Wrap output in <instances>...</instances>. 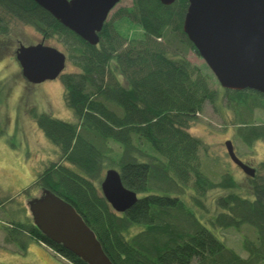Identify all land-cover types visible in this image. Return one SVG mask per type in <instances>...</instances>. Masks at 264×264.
<instances>
[{"label": "trees", "instance_id": "16d2710c", "mask_svg": "<svg viewBox=\"0 0 264 264\" xmlns=\"http://www.w3.org/2000/svg\"><path fill=\"white\" fill-rule=\"evenodd\" d=\"M187 9L188 0L170 5L132 0L107 20L95 46L33 0H0L1 44L8 40L6 26L14 17L34 26L43 39L67 47V60L78 69L61 74L65 104L77 121L45 111L34 115L60 158L44 166L33 187L53 191L72 204L113 264H264V177L261 182L254 178L256 172L249 177L252 186L243 195L231 174L214 181L203 171L200 152L207 145L189 131L207 104L217 103L219 91L211 87L207 73L186 57H170L164 46L169 28L187 38L182 27ZM123 21L143 33L122 35L116 27ZM224 100L239 116L238 137L248 147L264 140V123L252 120L253 110L264 108L263 94L225 89ZM5 132L0 121V135ZM108 168L118 169L123 185L137 193V203L126 212L114 211L101 191ZM260 168L264 171V160ZM214 189L230 192L214 199L211 210L205 200ZM1 198L0 208L5 209L12 199ZM11 221V226L4 225L5 242L15 244L21 254L35 239L70 264H86L33 221ZM245 224L257 232L256 242L244 240L246 258L218 235Z\"/></svg>", "mask_w": 264, "mask_h": 264}, {"label": "rangeland", "instance_id": "374dc122", "mask_svg": "<svg viewBox=\"0 0 264 264\" xmlns=\"http://www.w3.org/2000/svg\"><path fill=\"white\" fill-rule=\"evenodd\" d=\"M131 5L132 0H121L110 12L107 20H110L119 8ZM8 25L5 32L9 34L8 40L5 44L0 43V121L6 131L0 135V196L12 200L6 203L5 209L0 208V264H39L35 260L24 259L25 254H20L15 244L10 245L5 242L4 225L11 226L12 218L33 221L28 201L40 197L43 191L40 187H33L34 182L45 165L60 158V150L39 128L34 115L45 111L50 112L55 118L68 122H76L77 118L65 104L61 76L40 84H32L22 76L21 67L15 56L18 42L22 41V44L39 42L43 39L42 36L34 26L23 24L14 17H11ZM116 28L122 35L128 37L143 33V29L130 22L119 23ZM163 39L170 57L189 59L192 64L209 75L211 87L219 91L217 103L207 104L205 112L197 122L191 124L189 131L200 137L207 145L208 149L200 152L204 162V173L214 181H220L225 173L233 175L236 184L240 185L237 192L243 195L247 188L252 186L251 178L230 159L225 141L231 139L239 157L257 167V175L254 178L261 182L259 178L264 177V171L260 168L264 160V140H257L252 147H248L238 137L236 123L239 116L227 107V101L224 100L225 89L199 52L190 46L187 38L173 28H169ZM45 43L56 46L67 54V47L59 41L45 40ZM66 64V72L78 71L71 61L67 60ZM253 114L252 120L255 123H264V108L254 109ZM29 188L30 191L24 193ZM229 192L227 189L209 191L205 200L207 206L213 210L212 201ZM218 235L227 247L244 258L248 255L244 248L245 238L255 242L257 240L256 230L248 224L242 225L240 229L224 228Z\"/></svg>", "mask_w": 264, "mask_h": 264}, {"label": "water", "instance_id": "95a60500", "mask_svg": "<svg viewBox=\"0 0 264 264\" xmlns=\"http://www.w3.org/2000/svg\"><path fill=\"white\" fill-rule=\"evenodd\" d=\"M85 42L97 46L100 32L121 0H33ZM176 0H161L170 5ZM182 24L187 38L224 89L261 92L264 96V0H188ZM22 76L32 84L55 80L66 69L67 54L45 39L20 44L15 51ZM227 153L249 177L256 168L245 163L226 140ZM100 188L112 209L126 212L137 193L123 185L118 169L108 168ZM33 223L42 233L79 256L86 264H113L97 235L76 208L43 189L28 201Z\"/></svg>", "mask_w": 264, "mask_h": 264}, {"label": "crops", "instance_id": "0c3cea01", "mask_svg": "<svg viewBox=\"0 0 264 264\" xmlns=\"http://www.w3.org/2000/svg\"><path fill=\"white\" fill-rule=\"evenodd\" d=\"M27 247L28 249L24 255L26 260H35L39 264H70L66 258L60 256L55 250L35 239H30Z\"/></svg>", "mask_w": 264, "mask_h": 264}, {"label": "flooded vegetation", "instance_id": "af4514ba", "mask_svg": "<svg viewBox=\"0 0 264 264\" xmlns=\"http://www.w3.org/2000/svg\"><path fill=\"white\" fill-rule=\"evenodd\" d=\"M238 156H239V155H238ZM240 159H241V157H240ZM241 160H243L245 163L250 164L252 167L255 166L253 163L251 164L250 162H247V161H246L245 159H243V158H242ZM255 168H257V167L255 166Z\"/></svg>", "mask_w": 264, "mask_h": 264}]
</instances>
